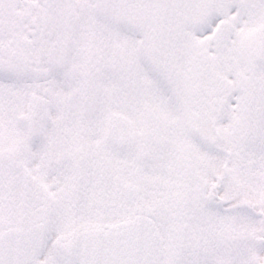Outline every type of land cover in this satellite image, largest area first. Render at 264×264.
<instances>
[{
  "label": "snow or ice",
  "instance_id": "6c2138e0",
  "mask_svg": "<svg viewBox=\"0 0 264 264\" xmlns=\"http://www.w3.org/2000/svg\"><path fill=\"white\" fill-rule=\"evenodd\" d=\"M0 264H264V0H0Z\"/></svg>",
  "mask_w": 264,
  "mask_h": 264
}]
</instances>
